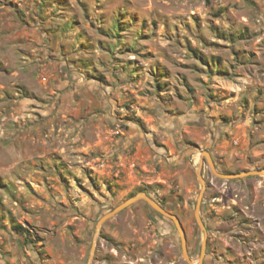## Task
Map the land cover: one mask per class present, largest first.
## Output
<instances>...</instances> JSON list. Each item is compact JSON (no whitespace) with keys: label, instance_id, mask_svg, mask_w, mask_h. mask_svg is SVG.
<instances>
[{"label":"rangeland","instance_id":"1","mask_svg":"<svg viewBox=\"0 0 264 264\" xmlns=\"http://www.w3.org/2000/svg\"><path fill=\"white\" fill-rule=\"evenodd\" d=\"M264 0H0V264H264ZM12 224L38 242L25 244ZM94 244L93 253L90 250Z\"/></svg>","mask_w":264,"mask_h":264},{"label":"water","instance_id":"2","mask_svg":"<svg viewBox=\"0 0 264 264\" xmlns=\"http://www.w3.org/2000/svg\"><path fill=\"white\" fill-rule=\"evenodd\" d=\"M202 156L206 159L207 164L209 165L210 169L212 170L213 174L218 177V178H222V179H234V178H244V177H248V176H254V175H264V170L263 171H247V172H243L240 174H221L216 172L214 166H213V162L211 160V157L209 156V154L207 152H202L201 153ZM203 164V159H201L200 164L196 170V176L200 182L201 185V190L200 193L197 197L196 200V205H195V210H194V217H195V221L198 225V227L200 228L203 237H202V241H201V246H200V254H199V259L197 261V264H201L205 255V250H206V238H207V230L206 227L202 221L201 215H200V206H201V200H202V194H203V189H204V185H203V181L200 177V172H201V167ZM138 201H143L145 202L151 209H153L155 212H157L158 214H160L161 216H163L164 218L169 219L179 237H180V241H181V248H182V253L183 256L185 258V260L187 261L188 264H191V262L188 260L187 254H186V247H185V234L183 231V228L181 226V223L178 219V217L175 214L170 213L169 211H167L165 208H163L162 206H160L157 202H155L153 199H151L150 197H148L146 194L144 193H139L136 194L134 196H132L131 198L125 200L123 203L119 204L118 206L114 207L112 210L108 211L107 213H105L97 222L96 226H95V237L98 236L101 226L108 221L109 219L115 217L117 214H119L120 212L124 211L125 209H127L128 207H130L131 205L135 204ZM93 248H94V244L91 247L90 250V255H92L93 253Z\"/></svg>","mask_w":264,"mask_h":264},{"label":"trees","instance_id":"3","mask_svg":"<svg viewBox=\"0 0 264 264\" xmlns=\"http://www.w3.org/2000/svg\"><path fill=\"white\" fill-rule=\"evenodd\" d=\"M9 184H5L0 180V188L4 189L5 191L8 189ZM1 203V201H0ZM12 230L23 237L24 243L25 244H32V243H37L38 242V236L36 234H31L30 231H28L26 228H24L20 224H12L11 225Z\"/></svg>","mask_w":264,"mask_h":264}]
</instances>
